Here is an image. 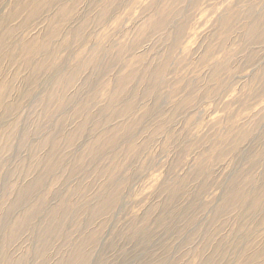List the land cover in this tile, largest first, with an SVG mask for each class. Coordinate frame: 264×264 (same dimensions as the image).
Returning <instances> with one entry per match:
<instances>
[{"label": "rangeland", "instance_id": "rangeland-1", "mask_svg": "<svg viewBox=\"0 0 264 264\" xmlns=\"http://www.w3.org/2000/svg\"><path fill=\"white\" fill-rule=\"evenodd\" d=\"M0 264H264V0H0Z\"/></svg>", "mask_w": 264, "mask_h": 264}]
</instances>
